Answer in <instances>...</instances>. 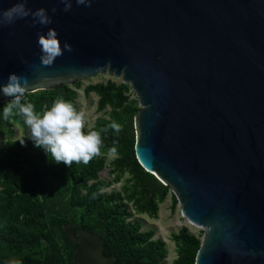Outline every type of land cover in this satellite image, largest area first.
Instances as JSON below:
<instances>
[{"label": "water", "instance_id": "water-1", "mask_svg": "<svg viewBox=\"0 0 264 264\" xmlns=\"http://www.w3.org/2000/svg\"><path fill=\"white\" fill-rule=\"evenodd\" d=\"M16 0H0V9ZM43 7L0 27V84L27 77L26 93L111 73L129 84L138 163L168 185L181 215L202 229L194 264H264V0H91ZM56 8V12L51 11ZM65 50L40 63L37 33ZM0 93V103L9 101ZM72 264H115L103 239L68 226ZM127 264H139L131 261Z\"/></svg>", "mask_w": 264, "mask_h": 264}, {"label": "trees", "instance_id": "trees-1", "mask_svg": "<svg viewBox=\"0 0 264 264\" xmlns=\"http://www.w3.org/2000/svg\"><path fill=\"white\" fill-rule=\"evenodd\" d=\"M79 86L78 81L74 82ZM129 84L112 81L88 85L85 92L98 96L97 109L109 106V118H98L88 131L101 134L100 154L88 164L70 167L57 163L44 148L29 138L8 139L0 146V264H72L76 245L69 235L71 224L98 234L104 242V253L113 254L120 264L135 260L140 264H164L165 244L152 239V230L141 231L137 222L129 221L132 212L155 218L158 204L170 191L153 174L138 163L135 151L134 116L139 110L137 99L128 101ZM76 91L61 84L51 89L25 93L22 103H31L39 113L50 108L57 98L71 102L76 108ZM0 103V137L11 136L14 123L25 126L23 117H3ZM122 126L116 133L113 122ZM104 129H107L104 131ZM116 148L110 162L111 182L99 180L105 168L103 154ZM127 173L120 192L102 191ZM174 207L177 203L174 195ZM177 258L173 264H194L200 238L182 228L172 235Z\"/></svg>", "mask_w": 264, "mask_h": 264}, {"label": "clouds", "instance_id": "clouds-1", "mask_svg": "<svg viewBox=\"0 0 264 264\" xmlns=\"http://www.w3.org/2000/svg\"><path fill=\"white\" fill-rule=\"evenodd\" d=\"M64 4L63 11L71 10L72 0H60ZM77 5L90 6L91 0H75ZM27 0H16L10 7L0 9V27L11 25L18 19L32 18L33 26L49 25L52 23L48 11L43 8L31 10L26 7ZM53 13L56 8H52ZM37 43L40 48V63L50 67L55 59L65 50L71 52L72 46L65 41L63 48L57 32L48 28L46 33H37ZM27 77L10 73L6 83L0 84V93L11 97L3 108V117L8 119L12 115L23 117L24 124L29 130V138L37 147H42L50 153L55 162H63L66 166L73 163L88 164L93 157L100 154L102 147L101 134L98 131H84V114L76 110L71 102L57 98L50 108L37 112L31 103H22V98L30 88ZM110 128L116 133L122 131V126L113 121ZM107 129H104L106 131ZM24 144V139H19ZM111 153H116V148H111ZM18 264V262H13Z\"/></svg>", "mask_w": 264, "mask_h": 264}, {"label": "rangeland", "instance_id": "rangeland-1", "mask_svg": "<svg viewBox=\"0 0 264 264\" xmlns=\"http://www.w3.org/2000/svg\"><path fill=\"white\" fill-rule=\"evenodd\" d=\"M107 81L119 84L121 82V77L104 72L98 73L93 77L79 80V86H75L74 83L69 85L77 93L75 104L77 111L84 114V129H90L93 127L98 118H109L111 108L107 106L102 110H98V96L92 91L88 93L85 92V88L88 85L106 83ZM126 95H128V101L125 105H129L131 102L134 103L135 99H137L131 88ZM12 127L13 132L11 133V136L0 137V146H2L8 139L22 138L30 134L26 125L20 126L19 124L14 123ZM103 156L105 158V168L99 172V180L111 182L114 175L110 173L109 164L116 155L109 152L103 154ZM127 178H129V175L125 173L118 182H112L102 192L105 194H108L111 191L120 192ZM172 204L173 197L171 191H169L164 201L158 204L157 216L153 218L146 213H135L131 203H127L128 209L132 212L129 221L137 222L141 231L152 230L154 232L152 239H161L164 242L166 249V256L163 259L164 264H173L177 258L176 243L172 240L173 234H177L182 228H186L190 234L201 239L203 233L202 229L187 224V220L181 215L179 205L176 203L173 207Z\"/></svg>", "mask_w": 264, "mask_h": 264}, {"label": "flooded vegetation", "instance_id": "flooded-vegetation-1", "mask_svg": "<svg viewBox=\"0 0 264 264\" xmlns=\"http://www.w3.org/2000/svg\"><path fill=\"white\" fill-rule=\"evenodd\" d=\"M105 250V249H104ZM105 254V253H104ZM106 256H110V255H113V254H109V253H106L105 254ZM131 261H135V260H129V261H126L125 263H123V264H127V263H129V262H131ZM135 262H137V261H135ZM137 263H139V262H137ZM115 264H120L119 263V260L117 259V257H115ZM140 264V263H139Z\"/></svg>", "mask_w": 264, "mask_h": 264}, {"label": "bare ground", "instance_id": "bare-ground-1", "mask_svg": "<svg viewBox=\"0 0 264 264\" xmlns=\"http://www.w3.org/2000/svg\"><path fill=\"white\" fill-rule=\"evenodd\" d=\"M187 220V219H186ZM187 224H189V225H191V226H193V227H197L196 225H194V224H192L191 222H189L188 220H187V222H186ZM199 228V227H198Z\"/></svg>", "mask_w": 264, "mask_h": 264}]
</instances>
